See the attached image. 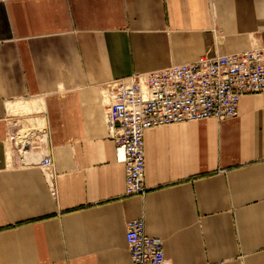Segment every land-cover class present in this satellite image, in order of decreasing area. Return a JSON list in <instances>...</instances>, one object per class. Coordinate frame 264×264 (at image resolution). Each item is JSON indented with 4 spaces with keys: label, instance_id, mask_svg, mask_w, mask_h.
Instances as JSON below:
<instances>
[{
    "label": "crops",
    "instance_id": "crops-1",
    "mask_svg": "<svg viewBox=\"0 0 264 264\" xmlns=\"http://www.w3.org/2000/svg\"><path fill=\"white\" fill-rule=\"evenodd\" d=\"M262 46L264 0H0V264H131L134 218L169 264H264V91L232 118L145 130L141 195L125 194L101 96Z\"/></svg>",
    "mask_w": 264,
    "mask_h": 264
},
{
    "label": "built area",
    "instance_id": "built-area-1",
    "mask_svg": "<svg viewBox=\"0 0 264 264\" xmlns=\"http://www.w3.org/2000/svg\"><path fill=\"white\" fill-rule=\"evenodd\" d=\"M263 91L264 46L235 53L207 50L192 62L107 81L101 90L104 121L115 143L116 160L124 165L125 194L146 191L145 130L210 117L232 118L240 96ZM19 135L15 130L8 139ZM39 165L47 175L53 173L50 155ZM50 189L54 194L51 185ZM126 242L131 264H169L162 239L145 232L143 218L127 222Z\"/></svg>",
    "mask_w": 264,
    "mask_h": 264
}]
</instances>
